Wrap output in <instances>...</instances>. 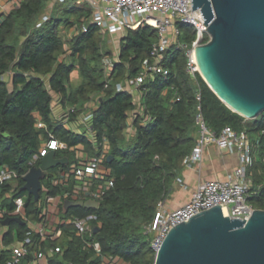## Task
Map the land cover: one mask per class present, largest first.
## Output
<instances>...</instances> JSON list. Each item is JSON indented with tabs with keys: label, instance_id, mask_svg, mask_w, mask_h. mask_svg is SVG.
<instances>
[{
	"label": "trees",
	"instance_id": "trees-1",
	"mask_svg": "<svg viewBox=\"0 0 264 264\" xmlns=\"http://www.w3.org/2000/svg\"><path fill=\"white\" fill-rule=\"evenodd\" d=\"M53 1L22 0L0 17V214L4 215H0V227L23 202L28 222H42L47 198L62 196L76 184L74 180L69 187L53 183L77 162L76 148L83 147L90 157H100L108 143L110 150L104 164L111 170L113 186L99 201V208H71L64 214L62 207L66 218L95 215L100 231L78 236L65 226L58 240L40 245L41 251L48 255L49 264H104L106 259L155 264L156 254L145 227L156 218L158 205L172 195L185 169L184 161L196 147L199 108L207 126L217 135L226 127L248 134L254 147L249 204L264 210V113L248 120L233 112L199 73L189 74L187 50L174 47L165 53L169 75L147 83L143 112H137L139 105L133 95L127 90L118 91L117 86L136 78L150 60L158 30L146 24L127 30L117 59L110 37H103L100 28L91 22L93 11L87 2H58L48 15ZM46 15L49 20L41 24ZM83 25L88 26L87 33L81 31ZM179 27L181 41L192 44L196 29ZM73 28L77 33L66 39L63 31ZM66 55L70 62L65 60ZM76 72L80 82L74 85L72 76ZM3 76L6 80L1 79ZM53 94L60 97L65 110L77 108L70 123L54 118ZM92 102L96 105L90 109L94 115L93 140L87 132L76 133L68 128ZM134 112L139 113L132 122L135 134L128 139ZM147 117L150 122L144 124ZM52 140L59 146L56 158H68L69 163L49 172L42 181L40 201L35 202L22 190L23 178L32 167H40L41 160L33 164L34 158L42 145ZM109 156L114 157L111 162L107 161ZM4 170L12 173L11 180L2 181ZM29 235L28 224L13 222L7 227L3 243L9 247ZM33 238L38 240L36 235ZM55 248L61 252L50 255L49 250ZM7 257L8 252L3 250L0 264Z\"/></svg>",
	"mask_w": 264,
	"mask_h": 264
},
{
	"label": "built area",
	"instance_id": "built-area-1",
	"mask_svg": "<svg viewBox=\"0 0 264 264\" xmlns=\"http://www.w3.org/2000/svg\"><path fill=\"white\" fill-rule=\"evenodd\" d=\"M22 0L17 1V6ZM65 0H59L64 2ZM77 4L87 2L93 13L91 22L101 30L103 37H110L109 43L113 42V35L126 32L127 30H136L142 24L149 25L158 30V40L152 46L150 60L146 61L139 75L133 80H129L125 85L119 84L118 91H129L134 88L142 101L147 92L146 85L149 81H154L157 76L167 77L169 70L165 65L166 51L174 47L177 50H187L188 66L190 75L195 76L198 73L194 54L197 47L207 43V28L200 10L193 13V0H76ZM49 20L48 15L44 16V23ZM41 24L38 26L40 27ZM180 25L192 26L196 29V39L192 44H186L181 41L182 32ZM88 26L83 25L81 31L88 32ZM209 37V36H208ZM119 57V54H118ZM117 57V59H118ZM158 62V64H156ZM109 70L111 67L108 65ZM108 70V71H109ZM7 76L1 79L6 80ZM130 92V91H129ZM198 100L200 96L198 95ZM91 106H86V111L80 113L78 119L85 124L87 136L93 138L92 119L93 112L89 110ZM143 112L140 104L139 110ZM77 108L70 107L63 112L59 118L64 124H68ZM139 112V111H137ZM139 113H135L133 120ZM150 122L147 117L144 124ZM198 132L197 144L193 153L185 159V168H193L202 163L206 150L211 146H216L220 150L228 153H238L240 157V167L234 172V175L225 181H206L201 184L192 194L190 200L177 209H169L165 202L160 203L157 208L156 218L152 223L145 227V235L150 237L151 249L155 254L160 251L165 239L170 231L176 226L191 217L201 214L217 206L225 205L228 215L232 219L248 220L256 210L249 204V198L252 195L253 182L251 168L253 166L252 147L249 136L246 132H236L231 127H226L219 135L212 131L206 124L202 112L195 120ZM93 140V139H92ZM59 148L55 140L46 142L40 149V154L34 158L33 164L43 157H46L50 151H57ZM110 147L105 144L104 152L100 157L83 158L76 155V161L67 171L60 173L54 184H65L70 186L71 180L75 181L74 187L64 193L62 196L47 198V212L44 220L40 222L43 228H36L33 222H28L25 215V203L23 202L19 210L10 214L8 217H21L28 224L32 235L27 236L22 242L15 243L4 250L8 252V257L3 264H37L42 259L49 257L41 251L40 245L47 242L58 240L63 233L65 226H70L78 236L92 234L95 228L97 217L90 215L84 218L69 217L62 215V207L65 201H97L99 202L105 195L107 189L113 186L111 181V170L108 169L104 161L109 154ZM12 173L4 170L1 175L2 181L12 179ZM181 179L178 183H181ZM3 218V214H0ZM169 223L171 226H168ZM47 226V227H46ZM33 235L38 236L34 240ZM60 248L49 250V254L60 253Z\"/></svg>",
	"mask_w": 264,
	"mask_h": 264
},
{
	"label": "water",
	"instance_id": "water-1",
	"mask_svg": "<svg viewBox=\"0 0 264 264\" xmlns=\"http://www.w3.org/2000/svg\"><path fill=\"white\" fill-rule=\"evenodd\" d=\"M197 10L209 36L195 50L198 73L233 112L257 119L264 113V0H193V13ZM68 163L50 151L24 176L22 190L39 202L42 181ZM77 207L96 210L99 202L65 201L63 213ZM13 222L26 224L8 217L3 226ZM155 264H264V210L256 209L248 220L230 218L225 205L195 215L170 231Z\"/></svg>",
	"mask_w": 264,
	"mask_h": 264
},
{
	"label": "crops",
	"instance_id": "crops-1",
	"mask_svg": "<svg viewBox=\"0 0 264 264\" xmlns=\"http://www.w3.org/2000/svg\"><path fill=\"white\" fill-rule=\"evenodd\" d=\"M18 0H0V17L10 13L14 7L17 6ZM59 2V0H54L50 6L48 15L52 13V9L54 6ZM69 37H73L77 31L76 28L71 29L69 32ZM124 33L120 32L114 34L112 39L114 41L115 48L117 52H115V58L118 57L119 48L121 38L123 37ZM11 81V77H9ZM130 93L133 95L135 102L140 105L142 101L138 95V92L134 88H128ZM54 101H53V116L55 119H58L60 115L65 111L64 107L61 105V99L59 96L53 94ZM139 112L141 111L138 110ZM137 112H134L132 116ZM133 119V118H132ZM132 119L130 120V127L128 128V139L134 136L135 131L132 126ZM73 124V123H72ZM76 124L75 128L73 129L76 133H86L87 128L85 124H83L80 120L74 122ZM85 128V131H84ZM92 140L93 138L89 136ZM80 155L83 158L89 157L88 153L85 152L83 147L76 148V155ZM241 165L240 157L238 153H228L226 151L220 150L216 146L209 147L204 155L203 161L200 165L195 166L193 168H185L182 176H181V183H176L174 187V191L170 198L165 201V205L169 209H177L184 204H186L192 194L197 190V188L206 181H225L229 177L234 175V172L239 168ZM36 225V228H43L45 229L43 224L40 222H33ZM3 226V225H2ZM47 227V226H46ZM38 228V229H39ZM7 232V227H0V253L6 248L3 243V236ZM37 264H49L48 259H42Z\"/></svg>",
	"mask_w": 264,
	"mask_h": 264
},
{
	"label": "rangeland",
	"instance_id": "rangeland-1",
	"mask_svg": "<svg viewBox=\"0 0 264 264\" xmlns=\"http://www.w3.org/2000/svg\"><path fill=\"white\" fill-rule=\"evenodd\" d=\"M123 33H125V31L123 32ZM63 36L66 38V39H68V38H70L69 37V33L66 31H63ZM110 44L112 45V51L115 53V52H117V49L115 48V45H114V41L113 42H110ZM65 60L67 61V62H70L71 60L70 59H67V55L65 56ZM72 82H73V84L75 85H77L79 82H80V77H79V75H78V73L76 72V73H74V75L72 76ZM88 105H90L91 107L89 108V110L90 109H94V108H96V105H95V102H92V103H90V104H88ZM62 115H63V113H62ZM62 115H60V117L62 116ZM59 117V118H60ZM76 124H70L69 126H68V128H70L71 130H73L76 126H75ZM84 131H85V128H84ZM253 148L254 147H252V150H253ZM104 264H125L123 261H121V260H119V259H106L105 260V262H104Z\"/></svg>",
	"mask_w": 264,
	"mask_h": 264
}]
</instances>
